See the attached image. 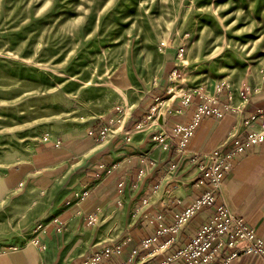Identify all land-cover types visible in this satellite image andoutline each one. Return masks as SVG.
Segmentation results:
<instances>
[{
  "label": "rangeland",
  "instance_id": "374dc122",
  "mask_svg": "<svg viewBox=\"0 0 264 264\" xmlns=\"http://www.w3.org/2000/svg\"><path fill=\"white\" fill-rule=\"evenodd\" d=\"M263 77L264 0H0V262L35 263L54 233L76 186L64 145L105 126L108 143L154 86L142 128ZM117 212L87 228L118 232Z\"/></svg>",
  "mask_w": 264,
  "mask_h": 264
},
{
  "label": "crops",
  "instance_id": "0c3cea01",
  "mask_svg": "<svg viewBox=\"0 0 264 264\" xmlns=\"http://www.w3.org/2000/svg\"><path fill=\"white\" fill-rule=\"evenodd\" d=\"M158 91L159 87H152L134 104L122 127L108 143L84 137L64 145L71 159L78 158L76 186L67 190L69 195L65 198L81 191L86 183L90 184V194L80 206L66 208L64 198L55 208V213L65 219L66 228L62 232L53 228L54 233L45 239V248H39L36 262L31 264H74L95 243L105 241L126 242L123 252L114 255L112 261L157 264L182 248L213 212L214 207L198 211L175 235L171 244L163 243L172 233L162 234L151 257L145 256L141 250L135 252L141 239L154 235L159 228V224L151 220L154 212H162L165 215L163 222L168 224L173 211L183 209L197 197L200 167L196 160H191L193 153L203 154L217 147L227 149L231 134L246 119L264 109V77L249 84L243 98H231L232 107L224 116L204 115L185 154L177 151L175 140L163 142L155 136L165 130L171 132L177 123L189 121L195 113L193 103L184 105L175 113H161L164 124L158 120V123L142 128ZM227 99L228 95L222 93L216 98L219 103ZM102 162L114 164L115 168L113 172L97 177ZM176 198L181 202H176ZM224 198L229 208L245 217L264 242V141L255 144L234 163L224 182ZM98 210H107L112 215L118 211L116 215L122 217L118 232H110L108 221L92 230L87 228L86 213ZM11 264H20L19 257L14 255ZM228 264H264V260L255 254H245L233 258Z\"/></svg>",
  "mask_w": 264,
  "mask_h": 264
},
{
  "label": "built area",
  "instance_id": "2783aa9c",
  "mask_svg": "<svg viewBox=\"0 0 264 264\" xmlns=\"http://www.w3.org/2000/svg\"><path fill=\"white\" fill-rule=\"evenodd\" d=\"M231 98L229 96L223 103H219L216 99L204 100L189 95L185 100V105L194 104L193 117L187 122L175 124L171 132L165 130L155 137L163 142L175 140L177 151L180 154H185L201 118L204 115L224 116L226 111L232 107ZM89 134L100 142L110 133L108 127L105 126L101 129H90ZM229 138L227 149L217 147L203 154L193 153L191 160H196L200 167L199 179L196 182V186L200 189L197 197L183 209L173 211L172 220L168 224H164L165 215L162 212H154L151 220L156 221L159 228L154 235L144 236L139 249H136L135 252L141 250L145 256L151 257L154 252L153 247L159 242L162 234L172 233V236L163 243L171 244L175 235L198 211L206 207H214L210 216L187 239L185 245L157 264H228L233 258L245 254H255L264 260L263 240L245 217L229 208L224 198V182L231 173L234 163L255 144L264 141V109L246 119ZM42 141L52 143L55 147H61L63 144L61 139L53 138L48 134L44 135ZM176 165L174 164V166ZM114 168V164L107 166L102 162L99 164L96 176L99 177L104 173L109 174L113 172ZM89 194L90 184L86 183L81 191H76L65 198L63 205L66 208L80 206ZM176 202H181V200L176 198ZM80 211L79 208L78 212ZM98 212H87L85 224L95 225ZM54 220L52 227L59 232L62 231L66 225L65 219L59 215ZM125 245L124 241L95 243L74 264H104L109 261H111L109 264H134L130 261H112L114 255H120L123 252Z\"/></svg>",
  "mask_w": 264,
  "mask_h": 264
},
{
  "label": "bare ground",
  "instance_id": "6f19581e",
  "mask_svg": "<svg viewBox=\"0 0 264 264\" xmlns=\"http://www.w3.org/2000/svg\"><path fill=\"white\" fill-rule=\"evenodd\" d=\"M130 107H128L127 109H126V112H125V117L127 116L126 114H128L129 113V111H130V109H129ZM157 115H158V112H157V114L154 116L155 118H153L151 121H154L156 118H157ZM124 117V118H125Z\"/></svg>",
  "mask_w": 264,
  "mask_h": 264
},
{
  "label": "water",
  "instance_id": "95a60500",
  "mask_svg": "<svg viewBox=\"0 0 264 264\" xmlns=\"http://www.w3.org/2000/svg\"><path fill=\"white\" fill-rule=\"evenodd\" d=\"M158 120H159L160 123H163L164 124V118H163V115L162 114H160L158 116Z\"/></svg>",
  "mask_w": 264,
  "mask_h": 264
}]
</instances>
